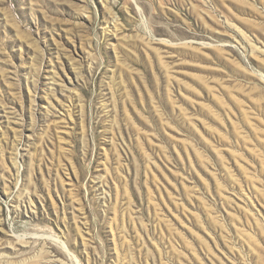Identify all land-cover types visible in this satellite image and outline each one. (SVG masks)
Wrapping results in <instances>:
<instances>
[{"label":"rangeland","instance_id":"rangeland-1","mask_svg":"<svg viewBox=\"0 0 264 264\" xmlns=\"http://www.w3.org/2000/svg\"><path fill=\"white\" fill-rule=\"evenodd\" d=\"M0 264H264V0H0Z\"/></svg>","mask_w":264,"mask_h":264}]
</instances>
